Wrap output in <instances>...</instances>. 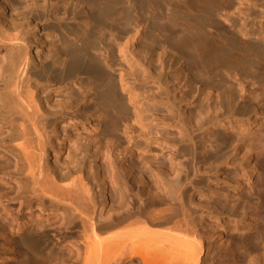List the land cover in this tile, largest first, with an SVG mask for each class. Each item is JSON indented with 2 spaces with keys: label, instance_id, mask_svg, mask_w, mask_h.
Wrapping results in <instances>:
<instances>
[{
  "label": "bare ground",
  "instance_id": "6f19581e",
  "mask_svg": "<svg viewBox=\"0 0 264 264\" xmlns=\"http://www.w3.org/2000/svg\"><path fill=\"white\" fill-rule=\"evenodd\" d=\"M17 1L25 4L0 0V125H7L13 141L24 138L28 175L35 178L40 192L63 207L59 208L64 215L60 231H74L59 237L61 248L67 251L62 257L44 254L45 247L38 238L25 236L23 244L27 245L25 254L30 261L264 264V177L260 176L258 186L238 195L252 209L251 219L245 213L246 224L241 227L233 212L236 204L228 211L226 199L222 207L209 199L210 194L220 192L212 183L220 177L216 174L220 165L229 164L230 158L220 160V154H216L213 159L197 160L193 138L196 131L212 127L230 129L235 133L219 134L217 147H233L236 154L245 151L250 168L244 175L251 177L264 166V0ZM260 6L258 15L256 8ZM49 38L54 40L50 48ZM134 40L138 42L132 44L134 50L146 62L136 57L131 63L128 44ZM103 51L108 52L104 61L98 56ZM115 51L131 63L121 69L120 86L127 92L133 111L118 92L111 63L116 59ZM50 57L52 61L48 62ZM155 62L160 63L159 69L154 68ZM56 66L64 68L50 75L51 67ZM82 74L95 80L84 91L85 102L92 100L95 105L94 112L86 111L87 115L96 118L98 127L107 118L103 134L106 147L121 148L119 157L125 154L120 164L116 159L108 163L111 183L119 188L112 205L106 193L107 179L98 175L88 180L83 164L63 175L44 167L48 115L37 98V88L54 82L63 87L73 85ZM130 77H135V82L141 78L155 83L157 94L141 96ZM249 98L251 101H247ZM144 99L164 105L167 114L153 113L149 117L147 112L153 108H146ZM192 102L197 111L189 117L182 110ZM73 108L77 105L72 102ZM229 117L234 119L227 124ZM151 121L176 127L179 137L171 142L165 132L159 131L161 127L154 131L149 126ZM254 122L260 123L257 145L247 139L246 132ZM32 130L38 136L37 145L28 138ZM186 142H192L193 147L189 152L182 149L172 154L169 165L152 156L153 144L177 148ZM188 154L193 163L183 161ZM130 159L143 163L146 169L126 166ZM192 171L194 176L213 173L216 177L195 183L190 178ZM147 172L153 177L154 190L148 189ZM127 175L140 186L138 191L134 192ZM237 184L234 191L241 187L240 180ZM226 215L236 224L221 226L216 240L218 231H207L205 221ZM10 245L14 251V242ZM55 259L60 260L53 262Z\"/></svg>",
  "mask_w": 264,
  "mask_h": 264
},
{
  "label": "rangeland",
  "instance_id": "374dc122",
  "mask_svg": "<svg viewBox=\"0 0 264 264\" xmlns=\"http://www.w3.org/2000/svg\"><path fill=\"white\" fill-rule=\"evenodd\" d=\"M13 3L16 5L25 4L23 1L18 2L17 0H13ZM243 7H246V2ZM261 8V6L256 8V13L258 15L261 13ZM53 41L52 38L47 40L49 48L51 47L50 43ZM134 41L131 43L129 42L128 44V47H130L128 54L132 53L131 56H129V58H131V63H133L136 57L139 58L140 61L142 60V62H146L144 58L139 55L137 49L134 50V46L132 45H138L140 39L138 42L137 40ZM116 51L118 52L117 49ZM117 52L116 59L111 62L113 63L112 72L119 87V94L124 97L128 107L131 111H133V105L128 100L127 92L122 91L120 86L121 69H127L131 63L124 60V57H121ZM107 54L108 52L103 51L98 53V56L104 61V59H108ZM1 57L2 56L0 55V59ZM139 59L137 60L139 61ZM51 61L52 58L50 57L48 62ZM155 63L154 68L159 69L160 63ZM136 67L139 66L136 65ZM51 68L52 70L50 71V75L53 73L55 76L59 74L64 67L56 66ZM34 69L36 71H40L42 70V67H34ZM140 79L138 82H135V77H130V80L135 82L134 84L136 85L139 94H142L141 96L149 97V95L152 96L153 93L157 94L158 88L155 83L144 82ZM94 81V78L82 74L77 78V81L73 85L63 87L54 82L53 84H47L44 87L37 88V98L42 102V107L48 115V118L45 121L43 139L45 142L46 152L43 162L44 167L47 168L50 173L57 175H63L70 171H74L83 164L86 168L85 176L88 180L89 177L92 178V176H103L107 179L106 193L109 197L108 203L112 205L113 200H116L119 188H115L111 183L109 176L112 171L108 163L110 160L113 161L116 159L117 163L120 164L122 155L125 154H122L119 157L118 155L121 148L117 149V146L116 148L110 147V149H112L110 150L106 147L107 141L104 139L103 134L107 118L105 117L102 124L98 127L97 121L95 120L96 118H90L87 115V112L89 114L94 112L95 105H93L92 100L85 102L84 91L89 89ZM170 85H172V89L175 88L173 84ZM250 85L253 86V84ZM177 87L179 86L177 85ZM254 87H256V85ZM175 89L174 91H176ZM93 92L94 90L91 91V93ZM176 93H178L179 96L183 95V93L179 90L176 91ZM93 97L94 96H91V98ZM247 101H251V98ZM72 102L77 105V108H73L71 110L70 104ZM143 104L146 108H153L152 111L147 112L149 117H152L151 115L153 113H160L163 115L167 114V109L162 104H157L152 101L148 102L145 99L143 100ZM86 107H88V109ZM79 109L80 111H78ZM196 111L197 109L195 108V103L193 102L184 105L182 110L183 113L187 112L186 114H188L189 117L190 115L196 114ZM87 117L89 118L88 121ZM232 119L234 118L229 117L226 120V123L228 124V122ZM148 124L152 125L149 126L151 128L153 127L152 129H154V131H156L158 127H161L159 128V131L163 133L165 132V135L167 137L169 136L168 138L171 142H173V138L175 139L176 137H179V130L176 127L159 125L156 121H151ZM259 126V122H254L253 125L246 128L247 139L253 140L252 143L254 145H257L261 139V134L257 131ZM233 133L235 132L230 129L225 130L222 127H212L206 131H196L193 133V138L196 144L197 160L213 159V156L216 154H220V160H224L228 157L230 158L229 164L220 165V171L216 173L220 177L217 179V182L212 183V186L214 188H219L220 192L210 194L209 199L212 200L213 204L217 203L220 207L223 206L224 200L226 199L229 203L225 210L228 211L232 209L234 204H236L237 208L233 212L236 214L239 226L242 227L246 224V222H244V220H246L244 219L245 213L247 214L246 218L250 220V216H252V209L246 201L238 199V195L245 193L247 188L249 189L251 186H258L260 184V176L264 177V166L259 171L253 173L251 177L250 175H244V172L247 174L250 168L249 161L244 157L245 151L236 154L233 151V147L225 148L224 145L219 148L217 147L219 134L232 136ZM28 138H33L34 145L38 144V136L33 132V130L28 135ZM23 141L24 138L18 141H13L12 132L8 129L7 125H0V264H25V262L27 264H39L36 260L30 261V257L25 254L27 245L23 244V238L30 235L35 236L42 242V246L45 247L44 254L53 253L58 257L65 256L67 255V251L64 248H61V238L59 237H62V235H70L74 232L71 230L60 231V228L62 227L60 222L62 216L64 215H62V211H59V208L62 206L60 207L59 205L51 202L45 194L40 192L35 183V178L28 175L27 155L22 147ZM192 147V142H186L177 148H173L165 143L163 146L153 144L152 156L156 155L157 160L165 161L166 165H169L168 159L172 154H177L179 150L182 151V149H185V152H189ZM110 151L111 158L108 157V153ZM96 154L99 155V158L97 159H95ZM183 161L188 164H190V162L193 163L189 154L183 158ZM129 164L137 166L138 170L146 169L143 163L134 159H130V161L128 160L125 163L126 166ZM90 166L91 171L89 168ZM2 172L6 175H2ZM184 174L185 173H183L182 176H184ZM208 174L198 173L194 176V171H192L190 178L193 179L195 183L201 179L204 180L209 177L211 180H215L216 175H213V173ZM147 176H149L148 179L150 183L148 189H151V187L153 189V177H151L150 172H147ZM127 178L129 183L132 185L134 192L138 191L140 186L135 183L133 176L127 175ZM237 180H240L241 187L234 191V188L238 185ZM189 188L191 189V185H189ZM101 189L102 188L97 189V192ZM132 198L136 202L135 197L132 196ZM136 204L138 205L137 202ZM235 224L236 221L232 220V217H229L228 215L220 217L219 219L217 217L207 218L205 221L207 231L210 233H213L215 230L218 231V234L215 236L216 240L220 238L219 232L223 228L221 226L229 227ZM9 229L12 230L9 231ZM12 231L14 234H12ZM54 237L57 239L53 241ZM11 242H14L15 244L13 245L15 252L11 251ZM14 253L16 254L15 256ZM28 259L29 262H27ZM210 259V256H208V262L211 261ZM59 260L55 259L53 262Z\"/></svg>",
  "mask_w": 264,
  "mask_h": 264
}]
</instances>
